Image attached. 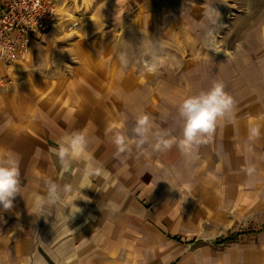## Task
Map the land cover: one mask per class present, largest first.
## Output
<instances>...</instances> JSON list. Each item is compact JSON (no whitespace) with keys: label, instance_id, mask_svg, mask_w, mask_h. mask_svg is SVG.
Masks as SVG:
<instances>
[{"label":"crops","instance_id":"0c3cea01","mask_svg":"<svg viewBox=\"0 0 264 264\" xmlns=\"http://www.w3.org/2000/svg\"><path fill=\"white\" fill-rule=\"evenodd\" d=\"M57 1L69 2L68 13L76 16L42 34L27 56L10 66L0 61V73L9 77L0 85V154L19 156L22 186L11 209L0 206V264H213L218 256L211 248L226 245L221 242L227 237L221 235L228 222L225 208L264 210V135L255 142L247 139L251 121L264 125V98L258 97L264 90L253 98L239 96L236 123L221 121L212 141L191 155L174 145L147 160L129 158L127 172L120 174L122 165L106 132L111 123L125 121L131 137L129 127L147 114L179 137V118L162 123L154 118L153 111L164 106L146 101L155 88L133 72L113 67L106 56L98 60L100 54L87 47L99 40L76 41L85 65L47 70L54 68L48 64L61 45L59 29L87 28L78 20L81 14L95 16L89 25L96 27L122 25L132 14L133 30L159 31L150 16L161 0ZM101 41L102 46L110 44ZM144 88L148 96H143ZM83 129L89 130V149L104 169V175L87 181L82 162L65 172L55 155L64 136ZM248 165L256 167L252 176L242 171ZM45 177L60 185L90 184L81 189L88 200L74 201L82 211L67 220L69 209L64 213L60 205L34 209V196L46 195ZM205 222L221 224L213 227L211 241H206L211 236L202 227ZM194 231H199L196 237ZM242 231L264 240V227Z\"/></svg>","mask_w":264,"mask_h":264},{"label":"rangeland","instance_id":"374dc122","mask_svg":"<svg viewBox=\"0 0 264 264\" xmlns=\"http://www.w3.org/2000/svg\"><path fill=\"white\" fill-rule=\"evenodd\" d=\"M60 3L61 20L73 19L76 15L68 13L69 2ZM153 10L150 18L155 21L151 20V24H156L159 31L133 30L132 22L136 16L132 14L122 25L97 23L99 28L93 23L94 26L89 25L90 21L95 22V16L77 15L82 17L78 19L81 25L87 28H81V32L59 29L61 45L55 48L54 61L51 59L52 63L48 64L54 68L47 70L57 67L72 70L76 65H85L79 61L80 50L75 46L76 41L99 40L97 46L87 47L100 54L98 60L106 56L114 62L113 67H119L124 74L133 72L148 87L155 88L152 93L148 92L149 96L144 88L143 96H148L146 101L151 105H164L162 110L153 111L157 116L154 118L161 123L174 119V115L178 118L177 105L185 96L207 90L215 81H222L225 91L233 96L236 113L240 110L237 107L239 96L245 94L247 98H253L264 90V0H161L159 7ZM210 16L217 22H211ZM209 39L216 51L208 49ZM100 41H109L110 44L102 46ZM60 60L65 61L59 63ZM258 97L264 98V95ZM133 127H129L130 132ZM233 209L225 208L228 222H225L223 227L226 229L221 235L227 237L221 241L226 245L211 248L218 256L211 262L264 264V256L259 255L264 252V240L254 233L244 234L242 231L264 227V210L255 211L243 206ZM215 224L205 222L202 225L211 236L206 241L215 238L212 237L216 232L212 231ZM198 233L194 231L192 234L196 237Z\"/></svg>","mask_w":264,"mask_h":264},{"label":"clouds","instance_id":"9594fccd","mask_svg":"<svg viewBox=\"0 0 264 264\" xmlns=\"http://www.w3.org/2000/svg\"><path fill=\"white\" fill-rule=\"evenodd\" d=\"M213 23L217 22L209 17ZM208 49L216 51L211 39L208 41ZM236 101L233 96L225 91L222 81H215L207 90L192 95L185 96L177 105V113L181 122V134L179 137L173 135L168 129L160 128L155 120L144 114L137 118L135 126L132 128L130 137L124 130L125 121L111 123L106 132L111 135V141L116 147L115 155L120 159L122 168L120 174L127 172V160L134 157L139 160H147L154 153H162L170 150L174 145L185 155H191L200 145L210 143L218 124L227 120L235 124ZM264 125L256 121H251L248 127L247 139L255 142L264 135L262 132ZM89 130L83 129L73 131L64 136L59 143L55 155L60 166L65 172H69L74 163L82 162L84 168L82 176L84 181L93 177L104 175V169L94 160L93 152L89 149ZM248 176L256 172L255 165H248L242 168ZM21 172L19 168V156L11 151L0 154V206L4 210L13 207V199L21 193ZM46 195H36L33 198V207L43 211L47 207L60 205L64 209L68 208L67 220L76 213L82 211L74 201L78 198L86 199L81 189L91 187L86 182H81L78 187L70 183L63 185L49 177L43 178Z\"/></svg>","mask_w":264,"mask_h":264},{"label":"built area","instance_id":"2783aa9c","mask_svg":"<svg viewBox=\"0 0 264 264\" xmlns=\"http://www.w3.org/2000/svg\"><path fill=\"white\" fill-rule=\"evenodd\" d=\"M57 0H0V61L10 66L32 52L42 34L62 19ZM9 80L0 73V85Z\"/></svg>","mask_w":264,"mask_h":264},{"label":"trees","instance_id":"16d2710c","mask_svg":"<svg viewBox=\"0 0 264 264\" xmlns=\"http://www.w3.org/2000/svg\"><path fill=\"white\" fill-rule=\"evenodd\" d=\"M221 242H223V241H221Z\"/></svg>","mask_w":264,"mask_h":264}]
</instances>
